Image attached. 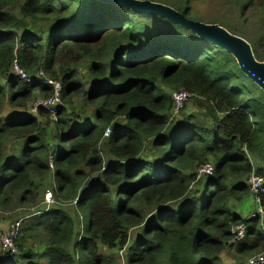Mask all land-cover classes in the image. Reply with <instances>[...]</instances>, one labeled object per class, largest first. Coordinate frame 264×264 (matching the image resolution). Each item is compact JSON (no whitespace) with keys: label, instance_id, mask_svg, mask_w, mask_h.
Wrapping results in <instances>:
<instances>
[{"label":"trees","instance_id":"1","mask_svg":"<svg viewBox=\"0 0 264 264\" xmlns=\"http://www.w3.org/2000/svg\"><path fill=\"white\" fill-rule=\"evenodd\" d=\"M196 1L152 2L202 22ZM222 1L244 23L264 24V0ZM18 6L15 16L9 9ZM83 58L88 83L72 68ZM14 61L31 78L42 70L59 81L62 107L0 119V209L17 193L20 205L29 202L43 183L53 186L56 203L73 208L38 212L27 229L43 236V247H26L20 237L14 253L0 247V264H113L100 251L124 248L125 264H219L230 249L242 258L264 253V217L242 219L233 210L256 201L245 180L251 157L264 160V94L229 53L116 4L0 0V117L6 102L25 107L35 93L53 95L40 81L14 76ZM175 92L193 95L204 113L199 125L190 113L173 118ZM78 97L95 107L94 127L68 112ZM148 151L152 158L144 157ZM205 165L212 174L199 176ZM257 200L264 211V194ZM139 204L148 214L135 209ZM240 224L246 236L232 244L231 229ZM132 230L139 235L128 247Z\"/></svg>","mask_w":264,"mask_h":264},{"label":"rangeland","instance_id":"2","mask_svg":"<svg viewBox=\"0 0 264 264\" xmlns=\"http://www.w3.org/2000/svg\"><path fill=\"white\" fill-rule=\"evenodd\" d=\"M149 1H153V0H149ZM192 6H193L194 14L197 16L198 19L202 21V23L217 25L220 28L226 30L229 34L244 40L246 43L249 44L254 59L258 63H264V24L262 22L253 18H249L248 22L244 23L243 19L239 18L238 16L236 17L231 7L225 4L222 0H200L198 2L197 1L194 2ZM9 11L13 15L19 16V6L17 8L13 7L9 9ZM156 21L157 20H153L152 22H156ZM166 27L168 33H171L173 31V28L168 26ZM89 64L90 62L88 58H83L78 64L72 67L73 71L75 72L74 74L75 77L80 79L83 83L90 82V76L86 72V69L89 66ZM44 75L46 76L45 73ZM243 85L250 86L248 82L243 83ZM253 90H256L255 93L259 95L258 89L254 87ZM175 97H180V99L175 100ZM191 98L192 96L186 94V92L172 93L171 100L173 102V105H174V101L175 104L178 102L179 105V109L177 112H175L173 118L178 121H181L186 117V115L190 113L196 116L195 119H192L190 121L199 125L201 119L203 118L202 116L203 112L196 106V103ZM46 101H48V99H46L44 96H42L39 93H35L34 95L31 96L25 107L14 108L13 106L8 105L6 102L4 104L3 116H1L0 119L1 118L4 119L6 116H8V114L13 116L15 115L25 116V114L28 113L27 111L34 110L35 105L37 106ZM84 101L85 100L82 97H78V99H75L73 105L67 107L68 112L71 113L72 116L77 118L79 122L82 123L89 122L88 125L94 127L95 123L92 122L94 121L95 107L91 106L90 104H86ZM60 107H62V102H60V104H58L57 106L53 107L52 109L53 114H55L57 109H59ZM35 113L37 114V111ZM114 124L122 125L123 122L117 121ZM208 125H210V123H208ZM109 135L110 133L107 134L106 136V131H105L103 135L104 139H107ZM104 150L105 149L101 144H99L96 149V151L98 153H101L103 157H104V152H103ZM146 150H148L147 147ZM144 157L152 158V154H150V152L148 151L144 155ZM251 160L253 164L252 166L253 171L259 167L262 168L264 167V160H255L253 157H251ZM51 169L52 171L54 170L53 168ZM80 169L82 170L85 176H94V173L92 172V169L90 167L83 166ZM262 171H264V168L260 172ZM247 179L248 178H246L245 180L246 184H247ZM52 187L53 186L45 185L43 183V185L39 186V189L36 190V193L33 194L29 202L21 205L19 204V198L21 197V194L17 193L13 196L9 204V207L0 209V247L3 246L1 243V237L4 234V231L8 232L11 226L15 224H19V228H20V232L16 240L20 237L21 239L27 238V240H24L26 247L32 249H40L43 247L45 243L43 236L39 232H36L35 235V233L34 234L31 233L30 229H27V225L29 224V221L38 217V212H46L48 210L52 211L55 208L62 209L63 211L66 212H71L73 208L72 203H66V204L56 203L51 194ZM234 207H238V210L237 208H234V211L236 212L238 211V215L242 219H246L252 217L253 213H256L257 205L254 203V200H251V202L248 200L240 204H234ZM135 209L141 213L148 214V209L142 204L135 206ZM262 224L263 223H261V225ZM138 235L139 234L136 231L132 230L129 232L128 247L134 245V243L138 239ZM16 240L14 241V246ZM116 250L114 251V250L104 249L100 251L99 254L110 259L113 264H125L126 262L125 256L128 252L127 248L118 251ZM255 255L246 258L236 257V255L234 254V250L230 249L223 253L221 262L219 264H245V262L248 259H250Z\"/></svg>","mask_w":264,"mask_h":264},{"label":"water","instance_id":"3","mask_svg":"<svg viewBox=\"0 0 264 264\" xmlns=\"http://www.w3.org/2000/svg\"><path fill=\"white\" fill-rule=\"evenodd\" d=\"M102 3L116 4L134 12L155 15L177 25L203 41L229 53L236 61L239 69L264 94V63H258L248 43L229 34L217 25L186 19L174 9L149 0H97Z\"/></svg>","mask_w":264,"mask_h":264},{"label":"built area","instance_id":"4","mask_svg":"<svg viewBox=\"0 0 264 264\" xmlns=\"http://www.w3.org/2000/svg\"><path fill=\"white\" fill-rule=\"evenodd\" d=\"M12 74L14 76H16L20 81H22L25 84H32L35 81H42V83H43L42 86L51 87L53 95L50 98H46V99H48V101H46L42 104H39L37 106L35 105L34 110L41 107V108L47 109L48 111L51 112L53 107L60 104V102H61V97H60L61 93L60 92L62 89L60 82L47 78L44 75V72L42 70H38L35 73V75L31 78L22 69H20V67L14 61L13 65H12ZM186 94H188V93H186ZM189 95L193 96L192 94H189ZM51 98H53V99H51ZM49 99H51V100H49ZM179 99H180V97H175V100H179ZM178 109H179L178 102L175 104V101H174L173 115H175V112H177ZM109 133H110V131L106 130V136ZM50 167H51V165H50ZM198 173H199V176L211 175L212 174V167L210 165H205L198 170ZM247 187H248V190H249L251 196L254 199H256V202L258 203V200H257L258 197L260 195L264 194V171H262V172L252 171L250 173V175L248 176V179H247ZM263 214H264V211L259 206L256 213H253V216H260ZM246 231H247L246 225L240 224L238 226L232 227V229H231V235H232L231 243L237 244V243L243 241V239L246 236ZM5 232L6 231H4V234L1 237V243L3 245L2 247L9 249L10 251H12L14 253L15 252L14 241L16 240V238L18 237L19 232H20L19 224H15V225L11 226L9 231L6 233ZM245 264H264V253H260V254H257L255 256L251 257L250 259H248L245 262Z\"/></svg>","mask_w":264,"mask_h":264},{"label":"crops","instance_id":"5","mask_svg":"<svg viewBox=\"0 0 264 264\" xmlns=\"http://www.w3.org/2000/svg\"><path fill=\"white\" fill-rule=\"evenodd\" d=\"M87 89H89L90 88V85H87V87H86ZM251 200L252 199H250L249 201L251 202ZM248 201V200H247ZM254 203L257 205V208H256V211H257V209H258V207H259V205H258V203L254 200ZM239 207V206H238ZM238 207H234V208H237V210H238ZM234 210V209H233ZM235 213H237L238 214V211L236 212V211H234ZM260 217H264V214L263 215H260ZM262 223H263V225H264V222L263 221H261Z\"/></svg>","mask_w":264,"mask_h":264},{"label":"bare ground","instance_id":"6","mask_svg":"<svg viewBox=\"0 0 264 264\" xmlns=\"http://www.w3.org/2000/svg\"><path fill=\"white\" fill-rule=\"evenodd\" d=\"M42 83V81H40ZM43 84V83H42Z\"/></svg>","mask_w":264,"mask_h":264}]
</instances>
